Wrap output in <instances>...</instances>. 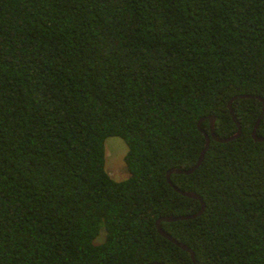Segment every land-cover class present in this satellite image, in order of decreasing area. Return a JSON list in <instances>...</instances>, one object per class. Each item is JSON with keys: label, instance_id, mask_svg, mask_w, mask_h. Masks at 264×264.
Returning <instances> with one entry per match:
<instances>
[{"label": "trees", "instance_id": "16d2710c", "mask_svg": "<svg viewBox=\"0 0 264 264\" xmlns=\"http://www.w3.org/2000/svg\"><path fill=\"white\" fill-rule=\"evenodd\" d=\"M263 110L264 0H0V264H194L175 187L198 264H264Z\"/></svg>", "mask_w": 264, "mask_h": 264}, {"label": "water", "instance_id": "95a60500", "mask_svg": "<svg viewBox=\"0 0 264 264\" xmlns=\"http://www.w3.org/2000/svg\"><path fill=\"white\" fill-rule=\"evenodd\" d=\"M247 96H252V95H247V94H241V95H236L234 96L230 101H229V108H230V111L232 113V116L235 120V122L237 123L238 125V130L233 134L231 135L230 137H220L218 136L216 133H215V127H214V116H211V120H212V124H211V136L218 140V141H222V142H226V141H229L231 139H234V138H237L241 135L242 133V126H241V123L240 121L238 120V118L236 117V114L233 110V106H232V102L234 99H236L237 97H247ZM262 99V98H261ZM264 115V110H263V113L262 115L260 116V118L258 119V121L256 122L255 124V127H254V130H253V138L256 140V141H263L264 140V136H259L258 133H257V128H258V125H259V122H260V119L262 118V116ZM206 135V144H205V147L204 149L202 150V153L200 155V158L197 162V164L190 168V169H181V168H172L169 172H168V180L170 183H172L171 181V178H170V174L172 172H178V173H191L196 167H198L201 162L203 161L204 159V155L206 153V151L208 150L209 146H210V142H211V136L208 134V133H205ZM175 189L179 192H181L182 194L184 195H187V196H191V197H195V198H198L200 199L201 203H202V207L200 209V211H198L197 213H194V214H191V215H179V216H175V215H168V216H162L158 219L157 221V227H158V230L159 232L166 236L168 239H170L171 241H173L174 243H176L177 245H179L180 247H182L183 249L187 250L190 252L191 254V257H192V260L194 262V264H198V261L196 259V256H195V252L186 244L178 241L176 238H174L171 234L167 233L160 225V222L162 220H165V221H172V220H180V219H187V218H192V217H195L197 215H199L200 213H202L204 211V208H205V201L203 200V198L197 194L196 192H193V191H185V190H181L179 189L178 187H175ZM151 264H165L164 262H161V261H154L152 262Z\"/></svg>", "mask_w": 264, "mask_h": 264}, {"label": "rangeland", "instance_id": "374dc122", "mask_svg": "<svg viewBox=\"0 0 264 264\" xmlns=\"http://www.w3.org/2000/svg\"><path fill=\"white\" fill-rule=\"evenodd\" d=\"M106 160L105 168L115 180H123L130 174L125 162V155L128 150L127 143L119 136H108L105 141ZM104 239V232L97 238V242Z\"/></svg>", "mask_w": 264, "mask_h": 264}]
</instances>
